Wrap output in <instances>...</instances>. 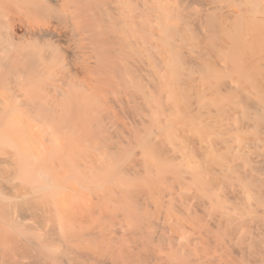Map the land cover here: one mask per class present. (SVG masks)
Listing matches in <instances>:
<instances>
[{
    "label": "bare ground",
    "instance_id": "1",
    "mask_svg": "<svg viewBox=\"0 0 264 264\" xmlns=\"http://www.w3.org/2000/svg\"><path fill=\"white\" fill-rule=\"evenodd\" d=\"M197 40L215 57L199 59L194 69L187 61L193 56L185 60L183 50L199 46ZM197 80L207 87L194 85ZM215 93L222 99L212 98ZM190 133L200 139L215 134L226 159L212 151L197 156L176 151L175 140ZM256 143L264 147V0H0V254L7 257L5 264H20L16 257L32 251L30 264L70 261V245L81 240L77 231L85 223L75 210L82 191L101 192L99 206H107L115 164L138 151L133 148L143 154L146 176L112 202L123 214L132 244L176 243L181 253L170 256V264H211L197 253L196 243L189 247L195 236L210 234L212 227L232 236L256 219L249 210V185L236 176L244 202H225L216 189L231 184L214 176L231 179L229 162L247 164ZM223 163L224 170L213 167ZM174 183L185 199L173 197ZM207 218L208 228L202 227ZM160 222L169 236L156 231ZM17 227L40 233L35 238ZM87 235L99 237L94 231ZM144 251L131 264L163 259ZM241 253L256 255L255 250ZM120 260L110 261L127 264Z\"/></svg>",
    "mask_w": 264,
    "mask_h": 264
},
{
    "label": "rangeland",
    "instance_id": "2",
    "mask_svg": "<svg viewBox=\"0 0 264 264\" xmlns=\"http://www.w3.org/2000/svg\"><path fill=\"white\" fill-rule=\"evenodd\" d=\"M200 41L197 40V42L195 43V44L199 45L200 47L194 45V47H193L194 49H192L193 52H192L191 48H185V52L188 49V53L192 52L193 55L188 54L187 52H186L187 53L186 54L183 50L185 60L188 57V55L193 56L192 58L187 59V61L189 62L190 65L193 66L194 69H195V67L199 66V64L202 61L204 63L207 60V57L211 53H213V50H211L205 42H203L202 40H200ZM203 50L207 53V55ZM195 51H197V52H195ZM209 51H210V53H209ZM198 53L199 54L201 53L200 56L198 55ZM202 54H204V55H202ZM213 54H211L209 56V58L210 57H211V59L214 58L215 54L214 55ZM201 56H202V58H200ZM193 58H196V59H193ZM199 59H201L200 60L201 62L198 61ZM191 60L193 63H191ZM215 61H217L216 58H215ZM197 76H198L197 74L193 75V77H195V78ZM200 83H202V84H200ZM206 83L207 82H205V81L199 82L197 80L196 83L194 82L193 84L194 85H200V86L202 85L203 87H207ZM212 98L222 99V96L215 93L214 97H212ZM208 107L211 108L212 110H214L213 106L209 105ZM181 136L182 137H178L175 140L176 141L175 144L177 143L176 145H174L176 151L179 150L180 152H183V150H184V153L186 152L187 154H190V155L192 154L193 156H197V155L201 154L202 152H206V153L210 154V152L212 151L213 154H216V155L219 154V155L223 156L224 159H226L224 156L226 149H224V148L222 149L221 145H219V141L217 140V136H215V134L211 135V137H209V139L205 138L206 140L204 138H201L202 139L201 140L200 138H197L195 135L193 136L191 133L187 134L188 138L186 137V135L185 136L181 135ZM194 137L196 138L197 142H195ZM189 138H191V140H189ZM193 139H194V141H192ZM198 139H200V140H198ZM177 140H179L178 141L179 144H178ZM208 140H211L212 142L216 140V144H215V142L212 143L211 141H208ZM207 141L209 142V144ZM180 143L181 144L183 143L184 146L183 145L181 146ZM186 143H187V145H186ZM188 143H189V145H188ZM196 144L199 148L203 146L202 149L197 148ZM190 146H192V147L190 148ZM205 146H206V148L207 147L209 148L208 152H207V149L205 148ZM211 146L213 147L212 149H211ZM215 146L217 148H215ZM252 146L253 147L250 149V153H248L249 159H248L247 164H243L242 161H240V160L239 161L237 160L238 162L236 161V163L235 162H229V164L231 163L230 165L232 166V168L234 167L232 169L233 173L231 175H228V176H231V179H229V180L225 179L223 174H221V173L220 174L216 173L214 178L221 183H226V184L229 183L232 185V186L231 185L225 186V185L221 184V186L218 187V190L216 189V191L218 193L220 192L222 199L225 202L228 201L230 203L236 202L235 199H237V198H239V199L243 198L242 202H244V194L242 192V188L239 187V186H241V184L235 180V177L238 176V178L240 179V181L242 183L248 184L250 187L249 194H251L253 197L251 200V206H250L249 210H250V212H252V216H255L256 219L251 221L248 225H246V227L242 228L240 230V233L236 232V233L232 234V236L227 235V231L224 230V228L220 229L217 227L210 228V234L196 235L195 236L197 238L196 241L193 242L191 244V246H189V247L193 249L194 243H196L197 247H195V248H196L197 253L199 255H203L205 258H207L206 262L211 261V264H216L217 262H218L217 264H254V263L255 264H264V256H263L264 255V242H263L264 240L262 239V237L264 238V181H263L264 180V177H263L264 176V170H263L264 169V151H262V150H264V147L261 145L262 148L260 149V144H258V143H256L255 145H252ZM193 147H194V149H192ZM188 148H190V149H188ZM218 148H220L222 150V152ZM133 149L138 150V151L132 150V151H135L134 154H132V156L130 154V155L126 156L123 161L121 160L120 162L115 164L114 177H113V179H114L113 185L114 186L112 185V187H111L112 189L110 190V192L107 193L109 196V199H110V201L107 203V206H105L103 208H101L99 206V199L97 197L101 196V192H98L99 194H96V195L95 194L90 195V194H87L88 193L87 191H84L86 193H84L82 191V193L84 194L82 197L85 198L86 195H87V197L85 199L81 198L83 200H80V202H79V203H81L80 207L75 209L76 211H79V213L81 214L82 221L85 220V223H82V225H81V229L80 230L78 229V231H77V233L79 234L78 238L80 237L81 240L76 239L74 241V243L70 245L71 247L69 249L68 257L71 259H70V261H67V259H64L62 264H111L112 263L111 261L116 259V258L119 260L121 259L120 261H122V262H125L127 264H131L132 261H134L136 259L138 260L140 258V254H141L140 252H142L144 254L146 253V251H144V250H148L151 254L153 253L156 257L160 256L163 259L157 260V259H154L152 257V259H149L145 262L139 260L141 263H143V264H145V263H147V264H170L171 263L170 256H172L171 258H173V256L181 253V251H180L181 247L178 244L175 243V245H177V246H175L174 243L171 245H168L166 242H164L160 239L159 240L158 239L152 240L153 241L152 244L146 243L144 248H140V247L136 246L135 244H132L133 238H132V235H130V232L128 231L129 227L125 224V222H123V217H122L123 214L121 212L117 213V211L112 209V202L113 201L118 200L119 196L125 195L124 193H126L128 190H130L131 188L136 186L137 183H140L141 182L140 180H143L145 178L144 176H146L145 173H142L144 171V169L142 167V165H143L142 163H143V159H144V157L142 156L143 154H139V152L141 151L140 149H136V148H133ZM216 149L218 150V152ZM189 150H192V151L189 152ZM200 150H202V152H200ZM214 150H215V153H214ZM220 153H222V154H220ZM135 154L138 155L139 161H142V162H140L141 165H139V166L138 165L136 166V163H139V162H138V157ZM131 159L133 160L135 167H137L136 170H135V168H133L134 165H133V163H131L132 162ZM134 160H136L137 162ZM127 163H130L132 166L130 164L128 166ZM237 164H242V165L238 166ZM245 165H247V166H245ZM236 166H238V168H236ZM138 167H140L142 169H140ZM213 167L217 170H219L220 168H222L224 170V168H225L224 163L222 164V166L215 164V165H213ZM242 168H243V170H242ZM132 169H134L135 172ZM141 170H142V172H141ZM237 170H239V172H236ZM138 171H140V172L137 173ZM258 171H260V172H258ZM236 174H238V175H236ZM258 175H261V176H258ZM186 183L190 184V181L187 180ZM238 184H240V185L238 186ZM172 185L174 186V188L172 187L173 188L172 191L174 192L173 197L177 198V199L178 198L185 199L186 196L180 193V190L177 187L178 185L176 183H174ZM259 185H260V187H259ZM164 186H166V184H164ZM172 188L170 187V189H172ZM114 190H115V192H114ZM137 191L139 194H143L145 192L144 189H138ZM176 195H179V196H176ZM228 195H229V197H228ZM94 196L96 197V199ZM90 197H92V198L94 197V198L91 199ZM87 198H88V201L86 200ZM89 199L91 200V202ZM189 200H190L189 202L191 204L195 202L194 199H189ZM82 202L84 204L86 203L88 205L83 206ZM242 211L243 210L239 209L237 211L230 212V213L232 215H234V214H237V213L242 212ZM87 216H88V218H87ZM104 216H106V217H104ZM208 221H209V218H207V222L206 221L203 222L202 227L208 228ZM255 223H256V225H255ZM201 228H199V230ZM16 230H18V232L21 231L23 234L30 235V236H33L35 238H37L39 236V233H40V231L37 229H23L22 227H17ZM92 230L96 233H99L98 239L92 240V237L87 235L88 233L93 232ZM156 231L158 232V234H163V235L165 234L166 236L170 235L169 229L162 228L161 222H160V225H158L156 227ZM176 231L177 230L174 229V234L176 233ZM172 232H173V230H172ZM259 236H260V238H259ZM89 238L91 239L90 241L88 240ZM198 238H201V239H198ZM215 240H217L218 242H216ZM256 242H258L259 244H257ZM262 242H263V245H262ZM94 243L96 246L95 248H92L89 246L90 244H94ZM166 244L168 247L167 246L164 247ZM173 245H174V249H171V248H173L172 247ZM261 245H262V247H259ZM0 247H2V246L0 245ZM155 247H157V248H155ZM164 248H169V249H171V251L169 249H164ZM212 249H214L213 252H211ZM155 250H158V251H155ZM173 250H174V253L172 252ZM241 250H246V251L255 250L256 255L254 254L255 255L254 256L251 254L248 257H246L247 258V260H246V258H244V256L242 255ZM112 251H113V253H112ZM32 252H33V253H31L32 255H34L36 253L35 251H32ZM127 252L130 254L124 255ZM232 252H233V254H232ZM31 254H27V255L30 256V258H31V256H32ZM171 254H173V255H171ZM258 255H260L261 257ZM28 256L24 255V256L16 257V258L19 260L20 264H30V261L32 259H29ZM1 257H3L4 259H1ZM74 257H75V259H74ZM244 259H245V261H244ZM6 260H7V257L4 256V253L2 252V254H0V264H5ZM65 260H66V262H65ZM101 260H103V261H101ZM50 264H58V263L53 261V263L51 262ZM203 264H208V263H203Z\"/></svg>",
    "mask_w": 264,
    "mask_h": 264
}]
</instances>
